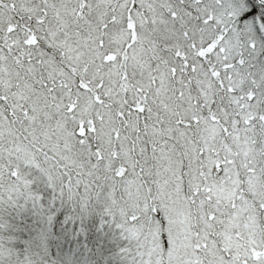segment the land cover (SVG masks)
Segmentation results:
<instances>
[{
    "label": "snow or ice",
    "instance_id": "6c2138e0",
    "mask_svg": "<svg viewBox=\"0 0 264 264\" xmlns=\"http://www.w3.org/2000/svg\"><path fill=\"white\" fill-rule=\"evenodd\" d=\"M92 216L118 264H264V0H0V264H89Z\"/></svg>",
    "mask_w": 264,
    "mask_h": 264
},
{
    "label": "rangeland",
    "instance_id": "374dc122",
    "mask_svg": "<svg viewBox=\"0 0 264 264\" xmlns=\"http://www.w3.org/2000/svg\"><path fill=\"white\" fill-rule=\"evenodd\" d=\"M28 219L30 221L29 226L31 231L27 232V236L31 234L35 228L38 227V222L35 218L29 214ZM92 226H90V224ZM89 224V225H88ZM85 232L77 235L65 238L63 235L64 225H60V232L53 236L56 243V252L61 256L65 253H74L77 261L87 260L89 264H118V261H114V253L117 248L118 241L112 236L111 231L105 226L103 229L99 227V218L96 216L90 217L85 222ZM87 228V229H86ZM96 229L89 231V229ZM93 236L94 245L91 244L90 238Z\"/></svg>",
    "mask_w": 264,
    "mask_h": 264
},
{
    "label": "trees",
    "instance_id": "16d2710c",
    "mask_svg": "<svg viewBox=\"0 0 264 264\" xmlns=\"http://www.w3.org/2000/svg\"><path fill=\"white\" fill-rule=\"evenodd\" d=\"M64 211L67 212L69 210L68 209H65ZM28 216H29V214H27V213L26 214H23L19 219H16L15 220V223H17L18 225H20L22 228L28 229V231L30 232L31 231V228L29 226L30 221L28 219ZM89 224H90V226H92L91 223H89ZM92 230H94V232H97L98 231V230L92 229V228L89 229V231H92ZM28 231H24L22 233L23 238H25V239L28 238V236H27V232ZM59 232H60V228H58L57 226H54L53 236L57 235ZM90 239H91L90 240L91 244L94 245V239L95 238H93V236H91ZM53 241H55L54 238H53ZM53 251H54V253L56 252V243H53Z\"/></svg>",
    "mask_w": 264,
    "mask_h": 264
}]
</instances>
